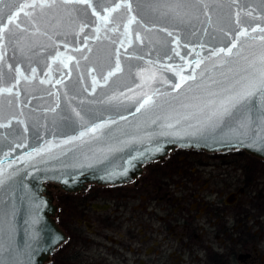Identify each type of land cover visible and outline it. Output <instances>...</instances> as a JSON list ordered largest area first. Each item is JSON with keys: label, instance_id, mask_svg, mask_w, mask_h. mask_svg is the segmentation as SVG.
Segmentation results:
<instances>
[{"label": "water", "instance_id": "water-1", "mask_svg": "<svg viewBox=\"0 0 264 264\" xmlns=\"http://www.w3.org/2000/svg\"><path fill=\"white\" fill-rule=\"evenodd\" d=\"M15 3L47 6L21 12L17 29L7 25ZM5 27L2 264H45L64 241L48 183H122L176 147L264 159V97L246 127L207 120L264 70V0H4Z\"/></svg>", "mask_w": 264, "mask_h": 264}, {"label": "flooded vegetation", "instance_id": "flooded-vegetation-1", "mask_svg": "<svg viewBox=\"0 0 264 264\" xmlns=\"http://www.w3.org/2000/svg\"><path fill=\"white\" fill-rule=\"evenodd\" d=\"M65 235L45 264H264V159L169 150L118 184H48Z\"/></svg>", "mask_w": 264, "mask_h": 264}, {"label": "snow or ice", "instance_id": "snow-or-ice-1", "mask_svg": "<svg viewBox=\"0 0 264 264\" xmlns=\"http://www.w3.org/2000/svg\"><path fill=\"white\" fill-rule=\"evenodd\" d=\"M77 2L86 3L87 0H77ZM157 3L163 4H181L186 3L188 0H156ZM12 3V0H9ZM0 4H4V0H0ZM47 5L37 4V3H15L13 5V10L9 11L7 15V25L13 26L17 29L21 28L20 23H16L20 17L21 12L24 13L25 17L31 16L30 12L25 11V9H35L36 7H44ZM90 6V5H89ZM129 10H130V6ZM19 9V11L15 10ZM135 17H132L130 22L134 21ZM8 31V28H0V39L4 38V33ZM236 45L233 44L234 48ZM221 51H224L221 49ZM231 52V48L228 49ZM179 87V85H176ZM7 91L11 92V89ZM230 94L224 97L218 104V106L213 105L211 113L207 116L209 122L220 121L223 123L225 128L233 127H246L247 121L250 120V113L252 101L258 97H264V70L259 74L258 79L250 80L247 83L241 84L238 89L229 90ZM148 101H145L147 103ZM143 107V105H141ZM259 119L264 122V112L259 114ZM242 146V142H241ZM2 183V180H0ZM4 213V209L0 208V215ZM2 264V262H0Z\"/></svg>", "mask_w": 264, "mask_h": 264}]
</instances>
